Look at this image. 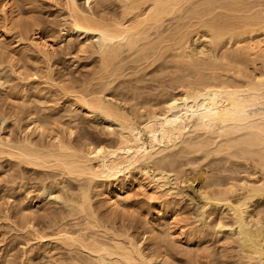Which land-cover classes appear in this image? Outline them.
Here are the masks:
<instances>
[{"label": "bare ground", "instance_id": "bare-ground-1", "mask_svg": "<svg viewBox=\"0 0 264 264\" xmlns=\"http://www.w3.org/2000/svg\"><path fill=\"white\" fill-rule=\"evenodd\" d=\"M16 1L17 0H0V12L4 14L5 19L12 17L11 20H13V16L16 15V7H14V2ZM66 1L67 4H69V14L66 19L68 24L67 28L64 29V33L69 36H76L75 38L78 37V40L84 37V40L79 44L80 46L77 45V48L75 47V52H85L89 54L91 50L92 55H88L89 57H87V59H91L92 62H90L92 63V66H86L87 68L80 66L84 68L81 70L86 71L79 72V69H77L78 71L75 70L76 76L73 75L70 77L67 76L66 73H63L64 71H60L62 74H65L64 77L67 76L69 78L66 77L64 79V77H61L62 74L60 73L61 75L59 77L61 78L57 79L56 77L58 81H56L54 76L52 77L53 70L50 69L51 67H49L51 70L50 73L49 70L47 71L49 75L45 74V76H40V74H42L41 72L43 71L46 72V70L43 69V71H41L42 69L34 68L30 75L34 74V76H36V72L40 70L37 73V75L40 76H38V80L43 77H48L51 81L46 78L47 80H44L46 83L42 82L46 84V87L49 86L47 87L48 89L44 84L41 86H44L43 88H38L40 87L38 85L36 86L38 82L34 81L36 82L33 86L34 90L32 89L33 87H30L32 91H34V94L33 92H29L30 96L32 95L33 100L31 101V98L30 100L27 98L28 101H31V103H41L43 100L42 103H44L46 100L47 102H50L51 106H54L57 104V101L60 100L59 102H63L64 107L61 105L62 108H60L63 111H61V114L60 111L59 113L56 112L57 109L59 110L57 107L60 106L55 105L57 106L56 109L55 106L51 107L49 103L46 104L47 102H45V107L48 105V110L51 112L56 109V111L53 112L58 113L57 115L52 114L54 115L53 117L50 115V119L46 117L45 120L42 117V120L39 118V113L44 117L46 116V113L47 116L48 114H51L50 111V113L47 112V108L44 107L46 110L44 108L41 109V112L44 111L45 115H42L40 110L37 111L38 114L32 111L33 114H36V117L38 116L37 118H39V120L35 117L32 122L33 125L28 124V126L33 127L31 129L33 133L34 131H37V133L39 132L37 139H33L37 135L34 136V134L29 131L30 128L28 129L30 134L25 132L29 135L27 136L24 133L26 135L25 138L23 137L24 140H20L21 142L23 141L22 143H20L19 138L17 139L19 142L13 139L16 141V145H14L15 141L13 142L11 140L14 143H11V145H13L12 147L8 144L10 143L8 140L11 139L10 137H7V141H5L6 138L2 135L1 137L5 139L3 140V138L0 137V146L7 144L6 146L11 147L10 151L8 150L9 147L7 148L6 146H3L5 147L3 148L1 146L0 157L3 154H8L10 157L6 155L5 158H14L15 162L20 163H17L18 166L22 164L26 167H30V169L37 168L42 171L43 169L50 170L53 174V177L50 178V180L54 181L55 179V184L53 181L51 184L49 182V184L46 183L48 178L51 177V172L49 173L48 171V173H44V170L42 173L44 175L42 176L45 177L48 174V177L46 178L47 180L43 178L45 180V185L42 183V185H44L42 187H45L46 185L52 186V184L58 187L59 184H61L62 187L60 186L58 189H55L54 187V189L59 192L61 189L65 190H63L64 192L61 191L64 193V196L61 193H57V196L60 195V199L64 201L63 207H65L63 209L60 208L59 214H56V212L58 213V210H56L55 213L54 211L52 213L44 211L45 214H42L44 216H40L38 213L36 214L35 209L32 211L29 206L22 208L21 206L23 205L20 201L21 208L18 210L21 215L19 212L18 213L21 216L23 227H30L33 232L40 234L36 236V239L38 237L41 238V244L35 249L34 247L32 248L33 250L30 252L29 259L40 253L45 254L47 251H50L49 248L51 249L53 247L52 245L55 244V247L53 248L58 246L59 248L64 246L61 249L66 248L67 251L65 250L66 255L64 260L69 261V264H175L174 261H177L178 259L180 262V260L182 258L184 259L186 256L183 257L181 254L182 258L177 257V260L173 257L176 255H174L176 252L172 251L175 249L173 246L177 245V243L173 245V243H170V240L173 238L177 241V238H174L176 234L171 238L172 231L170 232L169 230H173L174 228L169 227L171 221H167L168 224L164 223L166 222L165 220H168L169 218H167L169 210H165L164 208L165 205L162 201L167 199H164V197L161 198L163 195L158 199H163L161 201L163 206L161 205L159 209H157V207L155 208V211L153 210L154 213L159 212V215H161H158L159 218L154 217V219H160L161 217V220H164L163 224H165V226L161 227L162 230L160 229V231L159 229H156V231L158 230L159 232H162V236L156 231L153 232L155 229V226L153 225L154 229L152 232L154 235H157V233L159 234L157 237L154 235L151 237V239L155 237L154 241L156 244L150 240V237L148 240L145 237L147 241L152 242L154 245L152 246L153 249L150 248L147 250L145 248V240L143 241L141 239L140 241H137L138 239H133V237H131L132 235L121 236L119 234H125V232L128 231L127 227H124L127 231H123L124 228L121 225V221L124 219L128 220L130 216L134 217V215H136L134 213L136 210L132 209L131 211L130 206L128 208L130 211L127 210L129 212L128 215H130L131 212H133L134 215L132 214L128 216V218H124L126 215L125 205L123 206L125 210H119L123 208L121 207L122 204L128 203L126 200L129 199L127 195L130 193L127 192L128 177L130 176L129 173L132 169L133 171L138 170L136 174L141 173L140 175L142 179L143 177L144 179L146 178V180L149 179L150 183L153 184L150 186L147 183L148 188L153 186L159 191V189L163 190L164 187L167 188L168 183L171 182L169 179V172H173L174 168H177L176 165H179L184 157L187 160L189 158L192 160L194 159L192 162L191 159H189L186 163L197 166L212 162L214 159L209 158L210 156H214L213 158H215V160H217L216 156L225 158L229 156V159L234 153V156L232 157L238 162L247 161L246 163L249 164V168H247L248 166L245 164L243 165V169H246L247 171V169L251 168L249 171L252 172L248 174L247 172L249 171L245 172V170H243L241 173L245 172L248 177L246 175L245 178H240L239 180L241 181L242 179L243 182L236 180L235 183H233L235 177H232L233 179L230 177L232 181L229 180V176L232 175H227L228 177L221 178L219 175L215 174L216 177L219 176L218 181V179H215L212 174L213 181H217H214L217 186L215 184V186L212 185V181L210 186H208V189L211 187V189L214 190L210 191L205 187L208 180L211 181L212 179L210 176V179L208 178V180H205L202 183V187H204L200 190L202 191L200 192V195L202 193L204 194V197L200 198L204 199L202 200L204 203H202L201 208L203 211L205 210V212H208L209 215L216 213L214 216L217 217L218 211L222 212L221 210L225 207L227 208L226 210H228V212H225H227L228 215L231 213L230 217L232 216L231 222L233 220V223L231 224L230 232L233 235V239L232 237L230 238L234 241L233 244L236 242V250L234 248L232 250H234L233 252H237H235L237 256L231 251L230 253L232 254L229 259H227L226 256H223V254L229 256L230 253L227 251H229L231 247L228 248L226 251L227 253H224L226 245L223 244L224 240H222L221 244H219L220 247H216L218 244L216 245L215 242V245L212 244L213 246L211 245L212 242L209 243L210 245H206L213 247L210 250L209 247H207L209 252H207V248L204 247L205 245L202 246L201 244V251H205L204 249L206 248L207 252L206 254H203L204 257H202L201 253L202 260L200 255L198 257L196 256L198 255L197 253L200 252V246L197 247L196 245L195 247V250L198 248V252H194V247L191 249H189V247V254L195 253L196 257L192 256L190 257V260H188L189 262L191 261V264L196 263L197 258L198 260L200 259L201 262L207 260L206 255L209 259L208 255H214L213 253H215V251L212 252L211 250H215L216 247V252L218 253V250L224 245L223 248H221L223 251L220 249V254L218 253L220 258H226V261L225 258H222L224 260H220L221 264H232V262L233 264H264V217L254 218L252 216V208L254 209L255 207H258L256 205L254 207L252 204L254 203L253 201L257 198L264 200V69L260 66V69H263V72L259 70V75H253L252 72H248V66L255 60L258 61V63L261 61L260 63L264 66V0H104V4L103 0H98V3H95V1L92 0H86L89 8L88 11L85 7L78 4V0ZM107 1L108 3L105 5ZM93 2L95 3L94 7L92 4ZM92 7L97 8V10H94ZM98 7L100 8L98 9ZM90 8L93 9V11H90ZM101 9L102 11H100ZM16 16L14 17V20L18 19ZM17 21V24L19 22L21 24H18L19 26L17 25V28L19 27L18 31L20 30V32L22 30L29 31L36 22V20H33L34 23L32 21L28 23L27 21H19V19ZM21 26L23 29H20ZM34 26L38 27L39 25L35 24ZM29 27L30 29H28ZM8 31V28L6 29V27H2L0 29V39L5 43L10 40V44H13L14 42L11 41L12 38L8 39L10 35ZM24 31L21 33L28 32ZM257 31H260L259 36L261 35L262 39L257 36ZM255 32L258 38L253 34ZM26 35L23 34V38ZM20 36L22 37V35ZM61 36L62 38L64 37L63 34ZM205 36L208 40H211L210 43L213 44V51H211V49V53L199 52V56V53L196 52L198 49L195 45L198 44L197 42H199V40H203L200 39L201 37ZM35 38L37 39L29 40L27 45L25 44L26 47L33 49V52L36 51V53L39 54H37L38 57L40 56L39 60L41 62L43 59L44 61H46L45 59L49 61L51 59V53H49L51 50L49 49L52 48V45L48 44L42 35ZM94 38H96L95 41H93ZM3 42L0 43V49L9 44V42H7L6 45L3 44L2 46ZM24 47L25 46L22 47L23 51H25ZM88 49H90L88 51L89 53L87 52ZM0 53L3 56L4 52L2 53L0 51ZM201 53H206L207 55H201ZM92 56L95 58H93L94 60H92ZM26 57L24 58L26 59ZM24 58L21 57V59ZM80 59L82 58H79V60ZM26 60H30V57ZM40 61L38 63L35 62L36 67L43 64H41ZM47 61L46 63L48 64L49 62ZM87 62L84 64L87 65ZM249 62L251 63L249 64ZM253 64L255 67V63ZM48 66L51 65L48 64ZM52 69L54 68L52 67ZM76 72L79 76H77ZM47 81L49 83L48 85ZM42 83H40V85ZM2 86L4 90L7 89V87H4L2 84L0 85L1 89ZM44 90L48 91L44 92ZM21 91L22 94L23 91H25L24 94L27 95L26 89H22ZM175 91H179V94L174 93ZM28 95L26 97H28ZM33 95L37 96V99L36 97L34 99ZM61 97L63 99L62 101ZM38 98H40V101ZM118 98L122 99V102L125 100V105L127 102L126 99L128 100L127 103L131 104H129L130 107L127 104L129 107L128 109H131L129 113L124 109L122 110L120 105L122 104L121 106H123L124 103L121 102L120 104V99L118 100ZM113 99L119 104L116 105L117 103L115 104ZM53 101L54 103L52 104L51 102ZM49 107L54 109H50ZM30 108L32 107L30 106ZM125 109H127L126 106ZM140 110H144L145 114ZM75 112H78V114ZM79 113H86V115H92L94 117L96 115L101 116L110 127L113 122L117 125L116 129L118 127L119 130L114 129L115 127L112 128L113 125L111 128L109 127L110 129L106 128L108 125H105L103 128L104 131H101L103 134H100L101 132L96 129L97 127L95 128L97 124L100 125L99 123H95L96 125L94 124L93 126V132H96L99 138V134L103 136L110 134L107 136L110 137L107 139L110 141L109 145L108 143L105 145L106 143L104 140H102L104 145L97 141V143H94L93 139V141L90 142L93 134L90 136L88 133H91L92 131H88L87 133V131L82 129L83 127L80 126V128L77 125L76 119L79 120V118L76 116L75 119L74 115H80ZM71 114H73V118ZM94 117L92 118L95 119ZM92 118L89 117V120L91 121ZM48 121L50 123L49 126L51 124H57L59 127L64 125L61 127L62 130L59 128L58 130L65 131V135L61 134L60 136V131L58 132L53 129H50L49 131L52 132L48 133L47 128H51V126H48ZM92 122L94 123L95 121ZM43 123L47 124H44V126ZM78 124H81V122L79 121ZM90 127L92 129L91 124ZM75 129L78 131L76 132ZM105 129L109 130L106 131L107 134ZM142 129L144 130L143 134L145 133L148 136L147 142L142 139ZM53 131L57 132V134L53 133ZM52 133L58 136H55ZM43 136L45 138H43ZM103 136H101L102 139L107 138L106 136ZM39 137H41L40 141ZM94 137L96 136H93V138ZM98 137H96L95 140ZM42 138L45 142H42ZM99 138L98 140L101 141V138ZM37 140L39 143L36 142ZM85 140L88 141L85 143ZM2 149H5V153ZM237 151L241 154L240 160H243L239 161V158H237L239 156L237 154L235 155V152ZM200 154L202 157L211 160L207 159V161L202 158ZM190 155H194V157L197 156L196 158H192ZM200 157L203 159L201 160L202 163L205 160V164H202L199 161V159H201ZM2 158L5 159L3 156ZM177 158H181L179 159V163L177 162ZM228 159L226 158L225 160ZM235 159H232V161L229 159L228 162H234L236 161ZM10 161L12 163L8 160H6V163H11V166L16 165V163L13 165V159H10ZM195 162L197 163L195 164ZM182 163L184 164V161L181 162L180 166ZM22 165L19 166L20 170ZM185 165L186 164L182 166ZM182 166H178V171L182 170V173H184L186 170L184 171ZM195 169L198 170V166L194 168V172L197 171ZM35 170L33 169L31 171L35 172ZM175 171L177 172H173V174H175L173 176L175 179L171 176L172 174H170V176L175 180L172 182H175L176 184L183 176H180L182 174L181 172L180 175H177L179 173L177 170ZM197 173L199 172L197 171ZM238 173L237 175L242 177ZM34 174H36L37 177L40 175L39 181H44L41 178V173H39V175L37 173ZM19 175L24 178V173L23 175L21 173ZM54 176L57 178L59 176L60 180H56L57 178H54ZM176 176H179L178 180ZM132 178L134 179V177ZM225 178H228V180ZM220 179L224 182H220ZM226 181L229 183H225ZM137 182L140 183L141 181ZM208 183L207 185H209ZM240 183L241 186H237V184L240 185ZM204 188L208 191H205ZM54 189L50 190L53 191ZM167 189L169 190V188ZM171 190L174 191L171 188L168 191L169 194ZM237 191L241 193L239 194ZM56 192L54 194H56ZM93 193H96L99 196L101 195L100 197H103L102 195H104L105 199L102 198V200L105 202L102 201V204H105H103L104 208L111 209H106L109 213L112 209L114 210L112 213H115L117 209L120 212H123L122 214L125 213L123 216L117 210V214H121L120 218H123L119 221V226L123 228L122 231L124 233H122L120 229L121 227L119 228L120 232L117 230L118 233L116 234H113L116 230H111L112 232L114 231L113 233L109 232L112 227L118 229V223L115 222L116 224L110 225L108 220L106 221L108 216L109 219L111 218L110 214H108V216H105L107 215L106 213L104 215L101 214V217L96 215V212L97 214L99 212V207L96 210L93 207ZM152 193L154 194L155 192L152 191ZM165 195L167 196V193H164V196ZM170 195H172V193ZM173 195L175 194L173 193ZM175 196L173 197L175 198ZM174 198L171 200L168 198L169 202L175 201ZM262 200H260V202ZM174 203L176 204V201ZM174 203L169 204L176 210L177 205L174 207ZM106 204L110 207H107ZM255 204H257V202ZM127 205L128 204H126V206ZM166 205L168 206V204ZM197 207L199 209V205H197ZM260 208L254 210H257L258 212L264 208V206H262L261 209ZM196 211L199 213V210ZM203 211L200 209L201 214ZM33 212L37 216L34 215ZM225 212L223 211L222 216L216 218H220L219 221H221V224L223 225L218 224L219 221H217L215 226H225L226 223H222L223 219L221 220V218L227 214ZM173 213L175 212L173 211ZM204 213V216H201L208 217L206 216L208 214L205 213V215ZM261 213H264L263 210H261ZM119 214L116 216V220L117 217H119ZM151 215L150 217L153 218ZM102 217L105 220L102 219ZM113 217L115 216L113 215ZM175 217L177 218V214L172 220L175 221ZM210 218L208 217V219ZM202 219L204 220L206 218ZM212 219H210L211 221L206 220V222L208 221L210 223L212 222ZM216 219L214 220L216 221ZM152 220L153 219H150L149 221V219H146V221L150 222L146 223L149 225H146V227L148 226L147 229H151L150 225L154 221ZM34 222L35 224L36 222L43 224V227L45 228L44 230H48V234H46V232H38V230L35 229ZM100 222H102L101 224H104L105 227H100L102 226ZM107 222L110 225L109 227H111L109 229L108 225L106 227ZM123 222L122 224L126 225V223ZM173 226H175V223ZM205 226L207 225L203 226L204 229L206 228ZM196 228L198 229V227ZM209 228L212 229L211 233L209 232V234L212 235L209 236V234H207L205 237L209 236L211 238V236L214 235V232L212 231H214L216 227L214 229L208 227V229ZM101 229L104 230L101 231ZM197 229H192L194 231L189 230L187 232H191V234L194 233L192 234L193 236L196 234V231H200V234L202 235V232L205 233L206 231L203 230L202 226H199L200 230ZM164 230L166 235H163ZM178 231L181 232L180 230ZM216 231H218V229ZM216 231L215 234L217 235L219 231L218 233ZM182 232L184 233V231ZM187 232L186 235L181 233L185 236V238H183L185 239V242L189 239V241L192 240V238L189 237L191 236L190 233V235L188 234L189 239L186 238ZM129 234L131 233H126V235ZM220 234L216 237L219 238ZM231 234L229 233L230 236ZM149 235H151L150 232ZM227 235L228 233L225 234L223 238ZM228 236L227 241L229 240ZM175 237L180 236L177 235ZM199 237L201 236H196L198 239ZM201 238H203V236ZM213 238L210 240H218V238ZM181 239L182 238L180 237L178 242ZM231 240L228 242L230 243ZM185 242H183L184 245L187 243ZM180 245L178 250L182 247V243ZM146 246H148V244ZM154 247L157 248L154 250ZM53 248L51 250L52 252L54 250ZM184 248L186 249L187 247L183 246L182 249ZM217 248L219 249L217 250ZM190 250L194 251L190 252ZM171 251L174 253L172 257L170 256V260L174 258V261L169 260L168 252ZM180 251L182 252L183 250ZM180 251L177 254H180ZM52 252L48 253L51 255ZM184 252L188 254L185 250ZM221 253H223L222 256ZM212 255L209 256L211 257ZM235 257L238 258L234 259ZM218 258L217 263L215 261V264L219 263ZM230 258L234 260L228 262ZM203 262V264H205V261Z\"/></svg>", "mask_w": 264, "mask_h": 264}, {"label": "rangeland", "instance_id": "rangeland-1", "mask_svg": "<svg viewBox=\"0 0 264 264\" xmlns=\"http://www.w3.org/2000/svg\"><path fill=\"white\" fill-rule=\"evenodd\" d=\"M92 1H95V3L97 2L98 3V0H92ZM110 1V0H109ZM89 2H91V1H89ZM104 0H103V4H104ZM95 3L93 2L92 4H93V7H94V5H95ZM101 3V2H100ZM107 3H108V1L106 2V4L105 5H107ZM14 7H16L15 8V13H16V15H14L13 16V20H14V17L16 16L18 19H19V21L21 20V21H27L28 23L29 22H33L34 23V21L33 20H36V22L34 23V25L35 24H37V25H39L38 27L37 26H34L33 24V29H32V27H31V29H30V27L28 28V29H30L29 31L28 30H26V31H28V32H26V31H24V30H22L21 32H26L27 33V35H26V33H21L20 32V30L18 31V29H19V27L17 28V25L18 24H20V22L17 24V20H11L12 19V17L11 18H8V19H5L4 17V14L2 13V12H0V29L2 28V27H6V29L8 28V32H9V38L8 39H11V41H13L14 43L13 44H10V40H8L7 42H9V44H8V46H5V47H1V49H0V51L3 53V56L1 55V53H0V82H1V84L2 85H4V87H7V89L6 90H4V88H3V86H2V89H1V87H0V137H1V135L3 136V137H5V138H3V137H1V138H3V140L5 139V141H7V139L10 137L11 139H8L9 141H10V143H8V144H10V146L12 147L13 145H11V143H13L15 140H17L18 138H19V141L20 140H22L23 139V137L25 138V136L27 135H29L30 134V132H32V128L33 127H31V126H28V124L29 125H33V120L35 119V117H36V114L35 113H37V111L38 110H40V112H41V109H43L45 106H46V104H50V102L48 101H46L45 100V102H47L46 104H45V102L44 103H42V101H41V103H34V102H32L31 103V101L33 100V98H32V95L30 96V93L29 92H33V94H34V91H32V89L34 90V84H36V82H34V81H37L38 82V84H36V86L38 85V86H40V87H38V88H43V87H41L44 83H46V81H44L46 78L48 79V77H41L42 79H40V80H38V78L40 77V76H45V74L46 75H49L48 74V70H49V73H50V71L51 70H53V75H52V77L54 76V78L56 79V77H57V79H59V78H61V77H64L65 76V74H62L61 72L62 71H64L63 73H66V75L67 76H73V75H75V70L76 71H78L77 69H79V72L81 71H86V70H81V69H84L86 66H92V61H91V59L89 60V58L87 59V57H89L88 55H92L91 54V50L90 49H88L87 50V52L90 50V53L89 54H87V53H77V52H75V50H76V48H77V45H79L83 40H84V37L83 38H80L79 40L77 39V38H75V37H73V36H69V35H67V34H65L64 32V29L65 28H67V22H66V19H67V17H68V14H69V4H67V1L66 0H17L16 2H14ZM78 4L80 5V6H83V7H85L86 9H87V11L89 10V8H88V4H87V1L86 0H78ZM110 4V3H109ZM97 5V4H96ZM101 5V4H100ZM99 5V6H100ZM98 6V5H97ZM96 6V7H97ZM92 7V8H93ZM101 7V6H100ZM100 7H98V9L100 8ZM102 8V7H101ZM94 10L96 9L97 10V8H93ZM93 9H91L90 8V11L92 10L93 11ZM1 11V10H0ZM100 11H102V9L100 10ZM2 13V14H1ZM16 19V18H15ZM6 20H8V21H6ZM39 22V24H38V22ZM68 21V20H67ZM24 22V23H25ZM23 23V22H22ZM21 25V24H20ZM19 26V25H18ZM36 27H37V29H36ZM240 28V27H239ZM20 29H23V27L21 26L20 27ZM39 30V31H38ZM258 32V31H257ZM20 33V34H19ZM41 33V34H40ZM0 34H1V32H0ZM23 34H25L26 36L23 38ZM39 34V35H38ZM63 34V38H62V35ZM254 35H255V37H259L260 39H262L261 38V35L259 36V34H260V31L257 33L258 35L256 36V32L255 33H253ZM20 35H22V37L20 36ZM42 35V37L45 39V41H47V43L48 44H51L52 45V48L51 49H49V50H51V51H49V53H51V55H50V60L49 61H47V59H45L47 62H49L48 64L49 65H51V66H48V64L46 63V61H44V59H43V61L41 62L39 59H40V56L38 57V53H36V51H34L33 52V49H31L30 47V49L28 48V47H26V45H27V43H28V41L29 40H35V39H37V38H35V37H37V36H41ZM67 35V36H66ZM61 36V37H60ZM206 37V36H205ZM201 37L200 39H203L202 41L201 40H199V42H197L198 44H196L195 46H196V48L199 50H196V52L197 53H199V52H207V53H211V51H213V49H212V45L213 44H211L210 43V41L211 40H208V38L206 37ZM257 37V38H258ZM1 38V37H0ZM196 38V37H195ZM194 38V39H195ZM256 39V38H255ZM96 40V38H94V40L93 41H95ZM18 41V42H17ZM1 42H3V41H1V39H0V43ZM7 42L5 43V42H3L2 43V46H3V44L4 45H6L7 44ZM96 43V42H95ZM195 43V42H194ZM24 44V45H23ZM26 44V45H25ZM23 46H25L24 48H25V51H23ZM80 46V45H79ZM78 46V47H79ZM76 47V48H75ZM213 48H214V46H213ZM212 49V50H211ZM211 50V51H210ZM25 53V54H24ZM38 54V55H37ZM202 54H204V53H201V55ZM206 54V53H205ZM204 54V55H205ZM24 55H26V56H28V57H26V56H24ZM203 55V56H204ZM207 55V54H206ZM94 56V55H93ZM92 56V60H94L95 58ZM96 56V55H95ZM199 56H200V53H199ZM2 57V58H1ZM21 57H26V59H29V57H30V60H26L25 58L24 59H21ZM44 58V57H43ZM79 58H82V59H80L79 60ZM91 58V57H90ZM94 58V59H93ZM258 59V58H257ZM39 60L40 62H41V66H39L38 64V66L36 67L35 65H36V63L35 62H37V61ZM41 60H42V57H41ZM38 61V62H39ZM87 61H89V62H87ZM91 61V62H90ZM256 61V60H255ZM253 62V63H255V67H254V64L252 63V64H250L251 62H249V66H248V68H249V71L248 72H252V74L254 75H259L260 74V71L259 70H261L260 68L262 67L263 69H264V66H263V64H261L260 62V64L258 63V61H256L257 62V64H256V62ZM37 62V63H38ZM44 62H45V64H44ZM85 62H87V65L86 64H84ZM89 63V64H88ZM47 64V65H46ZM81 64H83V65H81ZM44 66V67H43ZM80 66H82V67H84V68H82V67H80ZM261 66V67H260ZM40 67V68H39ZM43 67V68H42ZM49 67H51L50 69H49ZM52 67L56 70H54V69H52ZM80 67V68H79ZM36 69V68H38V69H42L41 71H43V69L44 70H46V72L45 71H43V72H41L42 74H40V76L39 75H37V73L40 71V70H36L37 72H36V76H34V74H32V75H30V73H32L33 72V69ZM87 68V67H86ZM89 68V67H88ZM263 69L261 70V72H263ZM61 71V72H60ZM35 72V71H34ZM62 74V76L61 77H59L61 74ZM77 73V72H76ZM259 73V74H258ZM55 74V75H54ZM251 74V73H250ZM28 75H30V76H28ZM81 75V74H80ZM39 76V77H38ZM66 76V77H67ZM76 76V75H75ZM77 76H79V74L77 73ZM66 77H64V79L66 78ZM69 77H67V78H69ZM46 79V80H47ZM56 79V81H58ZM48 80H50V79H48ZM51 81V80H50ZM49 81V82H50ZM3 82V83H2ZM34 82V83H33ZM42 82H44V83H42ZM40 83H42L41 85H40ZM0 84V85H1ZM49 83H48V81H47V85H48ZM45 85V87H46V84H44ZM32 89H31V88ZM47 87H49V86H47ZM46 87V88H47ZM26 89V91H27V95H28V97H26L27 95L26 94H24V92L25 91H23V94L25 95H23L21 92V90L23 89V90H25ZM27 88H28V90H27ZM37 88V87H36ZM48 89V88H47ZM18 91V92H17ZM21 91V92H20ZM48 90H44V92H47ZM21 93V94H20ZM174 93H176V94H179V91L177 92V91H175ZM24 96V98H23V96ZM30 96V97H29ZM33 97H34V99H35V97H36V99H37V96H34L33 95ZM30 100V98H31V101L29 102L28 101V99ZM123 98V97H122ZM110 99V98H109ZM120 98H118V100H119ZM124 99V98H123ZM38 100L40 101V98H38ZM63 99H62V97H61V101H62ZM111 100V99H110ZM109 100V101H110ZM114 100V99H113ZM112 100V101H113ZM60 101V100H59ZM59 101H57V104H55V105H57V106H60V107H57V106H55V108L57 107V108H59V110L57 109V111H56V109H55V111L56 112H58L59 113V111H60V114H61V111H63V110H61L60 108H62V107H64L63 106V102H59ZM120 102V104H121V102H122V99H120L119 100ZM126 101L128 102V100L126 99ZM27 102H29V103H27ZM115 104L117 103V101H113ZM126 102V105H125V100L122 102V103H124V105L127 107V109H125V106L123 105V106H121L120 105V107L122 108V110L124 109L126 112H128L129 113V111L131 110V109H128L129 107H130V105L128 104ZM52 104L54 103V101L53 102H51ZM55 103H56V101H55ZM60 103V104H59ZM119 103H117L116 105H118ZM129 105V107H128V105ZM61 105H62V107H61ZM30 106L32 107V108H30ZM38 108H37V107ZM50 106H51V104H50ZM54 106H51V107H54ZM36 107V108H35ZM39 107H41V108H39ZM34 108V109H33ZM45 108H47V110H48V105H47V107H45ZM44 108V109H45ZM50 108V107H49ZM50 109H54V108H50ZM46 110V109H45ZM32 111L33 112H35L34 114L32 113ZM50 110H48L47 112H49ZM54 110H52V112H53ZM54 111V112H55ZM141 111V110H140ZM143 111V112H142ZM141 112L142 113H144V110H142ZM51 112V111H50ZM49 112V113H50ZM51 112V114H48V116H47V113H46V116L44 117V116H41L40 115V113H39V118H41L42 119V117L44 118V120L46 119V117H50V115H52V114H54V115H57L58 113H52ZM42 113V115L44 114V111H42L41 112ZM75 113H77L78 114V112H75ZM131 113V112H130ZM38 114V113H37ZM63 114V113H62ZM74 115V117H75V119H76V116H77V118H79V120L78 119H76V122H77V125L80 127H83L82 129L83 130H85V131H87V133H88V131L90 132V131H92L93 132V129H94V124L96 123H99L100 125H98L97 124V126H95V128L97 129V130H99L100 132L103 130L104 131V126L106 125H108L106 128H109L110 126H109V124H106L107 122H105V120L104 119H102L101 118V116H98V115H96L95 117L94 116H92V117H94L95 119H93L90 115H86V113H83V114H80V115ZM145 114V113H144ZM45 115V114H44ZM54 115H52V117L54 116ZM72 115V118H73V114H71ZM79 116V117H78ZM90 118H92L91 119V121L89 120V117ZM38 117V116H37ZM36 117V118H37ZM70 117V116H69ZM96 117H98V118H96ZM39 118H37L38 120H39ZM50 119V118H49ZM102 121H101V120ZM30 120H32V121H30ZM43 120V119H42ZM101 121V123H100V121ZM51 121H52V118H51ZM79 121L81 122V124H78L79 123ZM92 121H95L94 123L92 122ZM30 122V123H29ZM56 122H59V121H56ZM75 122V123H76ZM93 124H92V123ZM104 122V123H103ZM48 123V126H49V121L47 122ZM47 123H43V125L44 124H47ZM55 123V122H54ZM53 123V124H54ZM56 124V123H55ZM61 124V123H60ZM59 124V125H60ZM90 124H91V126H92V129H91V127H90ZM95 124V125H96ZM112 125H113V127H112ZM112 125H111V127L112 128H114V129H116V126L117 125H115L114 124V122L112 123ZM45 126V125H44ZM47 126V127H48ZM51 126V128H47L48 129V133H50V132H52V131H49L50 129H53V130H55V131H60L59 132V135L61 136V134H63V135H65L64 133H66L65 131H61L62 129H61V127H63L62 125L59 127V126H57V124L56 125H50ZM49 126V127H50ZM89 126V127H88ZM80 127V128H81ZM110 127V128H111ZM30 128V132H28V129ZM58 128L59 129H61V130H58ZM79 128V129H80ZM86 128H87V130H86ZM109 128V129H110ZM47 129H45V130H47ZM113 129V130H114ZM65 130V129H64ZM76 130V129H75ZM96 130V131H97ZM112 130V129H111ZM116 130H119V128L117 127V129ZM116 130H114V131H116ZM55 131H53V133H55V134H57V132H55ZM78 130H76V132H77ZM95 131V130H94ZM98 131V132H99ZM106 131H109L108 129L106 130L105 129V132ZM143 129H142V139H144L143 141H145V142H147L148 141V136H147V134H143ZM25 132H27V133H29V134H26ZM75 132V133H76ZM88 133L90 136L93 134V136H96V137H98V134L96 133V132H93V133ZM104 132V133H105ZM26 135H25V134ZM39 133V132H38ZM38 133H37V131L35 132L34 131V133L32 132V134H34V136L35 135H37V136H35L33 139H37V137H38ZM52 133V134H53ZM97 135H96V134ZM55 134H53V135H55ZM77 134V133H76ZM88 134H87V137H88ZM100 134H103L102 132L100 133ZM99 134V136H100V138H101V141L100 140H98V138L95 140V138L96 137H94L93 138V136H91V139H90V142L91 141H93L94 140V143H100V144H103L104 142L102 141V140H104L105 141V145H107V143H108V145L110 144V141L109 140H107V139H109L110 137H107V136H109L110 134H107V132H106V134H107V136L106 135H104V136H106L107 138L105 139H102V137L101 136H103V135H100ZM24 135V136H23ZM40 136V135H39ZM42 136V135H41ZM55 136H58V135H55ZM76 136V135H75ZM103 136V137H104ZM8 137V138H7ZM145 137V138H144ZM43 138H45L44 136H43ZM42 138V139H43ZM90 138V137H89ZM99 138V139H100ZM13 139H15V140H13ZM93 139V140H92ZM13 142H12V141ZM24 140V139H23ZM41 140V137H39V141ZM45 140H47V139H45ZM5 141H3V142H5ZM18 140H17V142H19ZM39 141L37 140L36 142L37 143H39ZM84 141V140H83ZM88 141V140H87ZM86 140H85V143L87 142ZM97 141V142H96ZM100 141V142H99ZM106 141H108V142H106ZM23 142V141H22ZM21 141H20V143H22ZM42 142H45L44 141V139L42 140ZM102 142V143H101ZM84 143V144H85ZM14 144V143H13ZM7 144H5V145H1L2 147L3 146H6ZM14 145H16V141H15V144ZM104 145V144H103ZM0 146V147H1ZM7 148L9 147V146H6ZM11 147H9V149L8 150H10L11 151ZM3 148H5V147H3ZM7 148H6V150H7ZM5 149H2V151H4ZM234 151V150H233ZM239 151V150H238ZM235 152V155L237 154L239 157H237V158H239V161H241V160H243V159H241L240 160V157H241V154H239V152ZM7 152V151H6ZM3 153V152H2ZM1 153V154H2ZM4 153H5V151H4ZM234 154V153H233ZM232 154V156H234ZM6 155H8V154H3L2 156L5 158L6 157ZM201 155V154H200ZM199 155V156H200ZM229 155V154H228ZM2 156L0 157L1 159H0V264H69L70 262L69 261H65L64 260V257H65V255H66V248H64V249H61V248H63L64 246H62L61 248H59V246L58 247H56V248H53V247H55L54 245H52L53 247V252L51 251L52 250V248L50 249L49 248V250L50 251H47L45 254H47V255H45V254H42V253H40V254H37V255H35L34 257H32L31 259H29V255H30V252L33 250L32 248L34 247V249L35 248H37V246H39V244H41V238H37L36 239V236H38V235H40V234H37V233H35V232H33V230L32 229H30V227L29 228H27V227H23V223H22V219H21V213H20V209L19 208H26V206L28 207H30L31 209H32V211L35 209V211H36V214L38 213L40 216L42 215V214H45V212L44 211H47V212H53L54 211V213H55V211L56 210H58V213L56 212V214H59L60 212V208H65V207H63L64 206V201H62V199H60V195L59 196H57V193L59 194V193H61L63 196H64V193H62L61 191H63L64 189H61V191L59 192V191H57V190H55V189H58V187H60L61 186V184H59V186L57 187V186H54V184H55V179L54 178H57L56 176H54V181H53V183L54 184H52V186H50V185H46L45 187H42V186H44L45 185V180L44 179H46L48 176V174L44 177V176H42V175H44V174H42L43 173V171H44V173H48V171H49V173L51 172L50 170H46V169H43V171L42 170H39V169H37V168H33L34 170L35 169H37V170H35V172L34 171H31V170H33V169H30V167H26V166H24V165H22V167H21V170H20V167L19 166H21V165H17V163L18 162H15V160H14V158H10V159H13V165H14V163H16V165H14V166H11L12 164V160L10 161V159H9V157H7V158H5V159H3L2 158ZM190 156H192V155H190ZM197 156V155H196ZM196 156L194 157V155L192 156V158H196ZM199 156H198V158H199ZM226 156V155H225ZM230 156H231V154H230ZM231 156V158L234 160L235 158L234 157H232ZM189 157V156H188ZM201 157H202V155H201ZM200 157V158H201ZM214 156H210L209 158H212V159H214L212 162H210V163H204L205 162V160H204V164L205 165H197L198 166V170L197 169H195V170H197L199 173H197V171L196 172H194L193 170H194V168L195 167H197L196 165L195 166H193L194 164H192V165H189L188 163H186L189 159H191V158H189L188 160L184 157V159H183V161H184V164H186L185 166H182V165H184L183 163H182V167H183V169H184V171L186 170V172H184V173H182V170H180V171H178L179 170V168H178V166L179 167H181L180 166V164H181V162H183L182 160H181V162H180V160L179 159H181V158H177L178 160H177V162L179 163V165H176V167L178 168H174V171L173 172H175V173H177L175 170H177L178 171V173L179 174H177V175H180L181 173V175L180 176H183V177H181V179H179L178 180V177L179 176H176L177 177V183L175 184V182H172V181H175L174 179V175L175 174H173V172H169L170 174H172L171 176L174 178V179H172V177L170 176V174H169V179L171 180V182L170 183H168V185H167V188H169V190L172 188L174 191H172L171 190V192H170V194L172 193V195H173V193L176 195H173V196H175V198L172 196V195H170L169 193H168V189L167 188H163V190L165 191V189H166V191L164 192L163 190H161V189H159V191L161 192V193H163V194H161L159 191H157L156 190V188H154L153 186L152 187H150L151 185H153L152 183H150V180L149 179H147L146 180V178L144 179V177H143V179H142V177H141V173H138V174H136V172L138 171V170H136V171H133V169L131 170V172L129 173V175L131 176H129L128 177V183H127V192L129 193V195H127L128 197H129V199L128 200H126V202H128V203H124V204H122L121 205V207H123L124 205H125V207H126V215H125V213L124 214H122L123 212H120L119 210H121L122 211V209L123 210H125L124 209V207L123 208H121V209H117L118 211H119V213H121L123 216L125 215V217L124 218H128V216H130V215H134V213L136 214V215H134V217H131L130 216V218H128V220H126V219H124V220H122L123 218L121 217L120 218V216H121V214H119V217H117V220L115 219L116 218V216L118 215L117 214V210H116V212L115 213H112L114 210L112 209V211L109 213L108 211H106V209H110V208H104V206H103V204H102V201L103 202H105L104 200H102V198L103 199H105V197H104V195H102L103 197H100L99 195H97L96 193H93L94 195H93V197L92 198H94L93 199V203H94V209L96 210L98 207V210H99V212H98V214H97V212H96V215H98L99 217H101V214H107V215H105V216H108V214H110V219H109V216H108V219H106V221L108 220V222L110 223V225L111 224H116V223H118L117 224V226H118V229H115V228H113L112 227V229H110V231L109 232H112L111 230H116L115 231V233H113V234H116V233H118L117 232V230H119V232H120V229H121V231L123 230V228L124 227H127V229H128V231L126 230V228H124V232H125V230L128 232V233H131V234H129V235H126V233L127 232H125V234H121V233H119L121 236H130V235H132L131 237H133V239L134 238H137L138 240L137 241H140L141 239L144 241L145 240V242H147V243H145L144 242V246H145V248L147 249V250H149L150 248H152V246H154L153 244H152V242L154 243V244H156L155 243V237H153L152 239H151V237H152V235H154V231H156V229H161V227H163V226H165V224H163V222H164V220L162 221L161 219V217H160V219H154V217L156 218H159V216H161V215H159L160 213L158 212H155L154 213V211H155V208H157V209H159L160 208V206L162 205L163 206V203H164V205L165 206H167L166 204H168V206L167 207H165L164 206V208H165V210H169L168 211V213H167V218H168V220H165L166 222H164V223H167L168 224V222L167 221H171V222H173L174 220H172V219H174L173 217L174 216H176V214H177V218L175 217V221L173 222V223H169V225H167V226H169V227H174L173 228V230H169L171 233H169V234H171V238H172V236H174L175 234V236H180L182 239L180 240L181 241V243H182V247H180L179 248V250H178V247H179V245L181 244L180 243V241L178 242V240L180 239V237H175L174 236V238H177V241H176V239H169L171 242L170 243H173V245L175 244V243H177V245H174L173 247H175V249L174 250H172V251H175L176 253H174V252H168L169 254H168V256H169V260H170V256L172 257L173 256V253H174V255L175 256H173L174 258H175V260H177L179 257H181V254H182V256L183 257H185L184 259L182 258H180L181 260H180V262H181V264L183 263V264H191V261L189 262V260H190V257H192V256H195V253L194 254H189V249H191L192 247H194L193 249L195 250V247H196V245H197V247H199V251L200 252H198L197 250H198V248H196V250L194 251V250H190V252H198L197 254L198 255H196L197 257L200 255V258H201V260H202V257H204V253L206 254L207 252H209L208 251V248L207 247H209V250L210 249H212L213 247V245H215L214 244V242L216 243V245L218 244V246H216V247H220L219 246V244H221V241L222 240H224V245H226V247L224 248V253H227V252H229L230 253V251L231 252H233L234 250H232L233 248L236 250V242L233 244V240H231V238L230 237H232V239H233V235L231 234V232H230V228H231V224L233 223V220H232V222H231V217H230V214L231 213H229V215H228V210H226L227 208L225 207L224 209H222L221 211L223 212H225V211H227V212H225V213H227V214H225L224 216H223V218H221V220H222V223L224 222V223H226L225 224V226H227V227H225V226H223V227H218V226H215V224H216V222L217 221H219V219L220 218H218V219H216L218 216L220 217V216H222V212H220V211H218V216L217 217H215L214 216V214L216 215V213H212L211 215H209V213L208 212H205V210L203 211V209L201 208L202 207V203H204V201H202V200H204V199H201V198H203L204 197V194H202L201 193V195H200V192H202V191H200V190H202L203 189V187H202V183H203V181H205V180H208V178L210 179V176H211V181L210 180H208V182H210V183H208L207 181V183L209 184V185H207V183H206V185H205V182H204V185H205V187H207V189H208V186H210V184L212 183V181H213V177H215V179H218L219 178V176L221 177V178H224V177H228L229 175H232V176H229V180H231V179H233L234 177L235 178H237V179H233V183H235V181L236 180H240V178H245L246 177V173L245 172H247V171H249L250 169H247V171H246V169H243V165H247L248 167L247 168H249V164H247L246 162L247 161H241V162H238L236 159V161H234V162H228V160L230 159L231 161H232V159L231 158H229L228 159V157H226L228 160H225L226 158L225 157H220V156H216L217 157V160H215V158H213ZM220 157V158H219ZM236 157V156H235ZM202 158H204V159H206L205 157H202ZM199 159V161L202 163V161L201 160H203V159ZM209 158H207L208 160H211V159H209ZM219 158V159H218ZM224 158V159H223ZM206 159V160H207ZM6 160H8L9 162H11V163H9V162H7L6 163ZM186 160V161H185ZM197 160V159H196ZM207 160V161H208ZM17 161V160H16ZM192 161H194V159L192 160L191 159V162ZM190 162V163H191ZM9 163V164H8ZM194 163V162H193ZM197 162H195V164H196ZM199 163V162H198ZM202 163V164H203ZM18 164H20V163H18ZM200 164V163H199ZM242 164V165H241ZM15 166H18V167H15ZM25 167V168H24ZM246 167V166H245ZM27 168V169H26ZM41 169V168H40ZM243 170H245V172L244 173H241V172H243ZM21 171V172H20ZM23 171V172H22ZM25 171V172H24ZM42 171V172H41ZM41 173V178H42V180H44V181H39V177H40V175H39V173ZM181 172V173H180ZM230 172H232V173H230ZM239 172V173H238ZM250 172H252V171H249V172H247L248 174L250 173ZM22 174L23 175V173H24V178L21 176V175H19V174ZM34 173H37L39 176L37 177L36 176V174H34ZM237 173L240 175V176H242V177H239L238 175H237ZM132 174V175H131ZM134 174H136V175H134ZM184 174V175H183ZM212 174H213V177H212ZM219 175L218 177H216V175ZM234 174V175H233ZM242 174V175H241ZM215 175V176H214ZM228 175V176H227ZM20 176V177H19ZM36 176V177H35ZM49 176H50V174H49ZM237 176V177H236ZM244 176V177H243ZM22 177V179L20 180V178ZM26 177V178H25ZM53 177V174H52V172H51V177H49L48 178V181L46 182V183H50L51 184V180H50V178H52ZM132 177H134V179L132 178ZM136 177H137V180H136ZM230 177H231V179H230ZM233 177V178H232ZM247 177H248V175H247ZM38 179V180H36V179ZM44 178V179H43ZM132 178V179H131ZM25 179V180H24ZM139 179V180H138ZM143 181H142V180ZM225 179H227L228 180V178H225ZM242 179H241V181H239V182H243L242 181ZM47 180V179H46ZM56 180H60V177L58 176V178L56 179ZM132 180H134V181H132ZM222 179H220V182H224V181H221ZM137 181H141L140 183L139 182H137ZM147 181V182H146ZM215 181V180H214ZM213 181V183H212V185H214L215 184V182H217V181H215L214 182ZM218 181H219V179H218ZM232 181V180H231ZM230 181V182H231ZM131 182H132V184H131ZM238 182V183H239ZM42 183H44V185H42ZM48 183V184H49ZM129 183H130V185H129ZM142 183V184H141ZM147 183L150 185L149 187L150 188H148V185H147ZM225 183H229L228 181H226ZM237 183V182H236ZM172 185V186H170V185ZM146 185V186H145ZM216 185V184H215ZM214 185V186H215ZM143 186H144V188H143ZM169 186V187H168ZM200 186V187H199ZM217 186V185H216ZM237 186H241V183H240V185H238L237 184ZM49 187V188H48ZM54 187H55V189H54ZM57 187V188H56ZM62 187V186H61ZM128 187H130V188H128ZM46 188V189H45ZM145 188H147V189H145ZM154 188V189H153ZM200 188V189H199ZM210 189H208V190H214V189H211V187H209ZM214 188V187H213ZM50 189H54L53 191H51ZM59 189V190H60ZM151 189H152V191L153 192H155L154 194L152 193V191H151ZM205 189V191L207 190L206 188H204ZM157 191V194H156V191ZM207 190V191H208ZM56 192V194H54L55 192ZM65 191V190H64ZM63 191V192H64ZM239 191H240V189H239ZM242 191V190H241ZM53 194H52V193ZM243 192V191H242ZM127 193V194H128ZM164 193L166 194L167 193V196L165 195L164 196ZM203 193H206V192H203ZM237 193H241V192H238L237 191ZM96 194V195H95ZM169 194V195H168ZM61 195V196H62ZM161 195H163L162 197H161ZM238 195V194H237ZM62 196V197H63ZM94 196H96V197H94ZM169 196V197H168ZM127 197V198H128ZM163 198L164 197V199H167V200H163V199H160V200H158L159 198ZM167 197V198H166ZM201 197V198H200ZM126 198V199H127ZM168 198H170V200L171 199H173L174 198V200L176 201V204L174 203L175 201H170L169 202V199ZM64 199V198H63ZM125 199V198H124ZM256 199V198H255ZM257 199H259V200H257ZM256 200H254L253 202L254 203H252L253 205H254V207H255V205L256 206H258V207H255L254 209H259L260 207L262 208V206H264L263 205V203H264V200H262L261 198H257ZM163 200V201H162ZM201 200V201H200ZM260 200H262L261 202H260ZM20 201H21V204L23 205V206H25V207H23V206H21L20 207ZM124 201V200H123ZM122 201V202H123ZM163 203H162V202ZM165 201H166V204H165ZM168 201V202H167ZM22 202H24V203H22ZM160 202H161V204H160ZM199 202V203H198ZM257 202V204H255ZM259 202H260V204L262 205H260L259 204ZM92 203V204H93ZM169 203H174L173 204V206L175 207V205H177V207H176V210L175 209H173L172 208V205H170ZM40 204V205H39ZM126 204H128L127 206H126ZM201 204V205H200ZM39 205V206H38ZM105 205V204H104ZM107 205V204H106ZM169 205L171 206V212H170V207H169ZM197 205H199V209H198V207H197ZM37 206H38V208H37ZM95 206H96V208H95ZM100 206H103V207H100ZM129 206H130V210L132 211V209L133 210H136V211H134V213L133 212H131L130 213V215H128L129 214V212L128 211H130V210H128V208H129ZM260 206V207H259ZM35 207V208H34ZM107 207H110L109 205H107ZM197 207V208H196ZM251 207H253V206H251ZM138 208H140V209H138ZM163 208V209H164ZM168 208V209H167ZM260 208V209H261ZM19 209V210H18ZM28 209V208H27ZM62 209H61V211H62ZM173 209V210H172ZM200 209H201V211H203V213L205 212L206 214H208V215H206L205 213V215L206 216H208L210 219H212V222H208V221H211L210 219H208V217H203L204 215H203V213L201 214V212H200ZM253 208H252V216L255 218H262V216L264 217V213H261V210H263V212H264V208H262L260 211H258L257 212V210H254ZM111 210V209H110ZM128 210V211H127ZM154 210V211H153ZM196 210H199V213L196 211ZM173 211L176 213H173ZM177 211V212H176ZM256 211V212H255ZM20 213V215H19V213ZM108 212V213H107ZM125 212V211H124ZM254 212H255V214H254ZM34 213V212H33ZM53 213V214H54ZM174 215H173V214ZM221 213V214H220ZM35 213H34V215H36ZM48 214V213H47ZM46 214V215H47ZM50 214V213H49ZM53 214H52V216H53ZM55 214V215H56ZM115 216V217H113V215ZM116 214V215H115ZM151 216H153V218H151L150 217V215ZM220 214V215H219ZM256 214H257V216H256ZM263 214V215H262ZM102 215V216H103ZM112 215V216H111ZM159 215V216H158ZM201 215H203V216H201ZM37 216V215H36ZM42 216H44V215H42ZM51 216V215H50ZM202 218H206V219H202ZM214 216V217H213ZM114 219H113V218ZM150 217V218H149ZM230 217V218H229ZM38 218V217H37ZM107 218V217H106ZM225 218V219H224ZM101 219V218H100ZM102 219H104L103 217H102ZM130 219V220H129ZM146 219H149V221H150V219H153L152 221H153V223H151V225H150V227H151V229H149V232H150V234L151 235H149V232H148V229H147V227L149 226L148 224H146V223H150L149 221H146ZM214 219H216V221L214 220ZM264 219V218H263ZM262 219V220H263ZM43 220V219H42ZM105 220V219H104ZM122 220V221H121ZM161 220V221H160ZM206 220H208L207 222H206ZM39 221V220H38ZM41 221V220H40ZM119 221H121V225H122V227L121 226H119L120 225V222ZM125 222L126 223V225L125 224H122V222ZM264 221V220H263ZM43 222V221H42ZM102 222H103V220H102ZM102 222H100V224L102 223ZM107 222V224H106V227H107V225H108V229L109 228H111V227H109L110 225H109V223ZM116 222V223H115ZM123 222V223H124ZM44 223V222H43ZM104 223V222H103ZM175 223V226H173V224ZM34 224H35V222H34ZM45 224V223H44ZM207 225V226H205L206 228L204 229V225ZM218 224H220V225H223V224H221V221H219L218 222ZM102 226H100V227H105V225L104 224H101ZM104 225V226H103ZM124 225V226H123ZM128 225V226H127ZM146 225H148L147 227H146ZM155 226V229L153 228L154 226ZM210 225V226H209ZM116 226V225H115ZM117 226H116V228H117ZM166 226V227H167ZM199 226L201 227L202 226V228H203V230H206L205 231V233L204 232H202L203 233V235L202 234H200V231L198 232V231H196L195 233L196 234H198V235H196V236H203V238H201V237H199V239H200V242H199V239L198 238H196V236L195 235H193L192 236V234H194V233H192L191 234V232H187V231H189V230H192V229H194V230H196L197 228L196 227H198V229H199ZM216 228H215V227ZM45 227H46V225H45ZM121 227V228H120ZM208 227H211V228H213L214 229V231H212V232H214V235L213 236H211V238L209 237L210 235H212V234H209V232L211 233V230L212 229H208ZM120 228V229H119ZM165 228V227H164ZM171 228V229H172ZM190 228V229H189ZM35 229H37L38 230V232H42V233H44V232H46V234H48L47 232H48V230L47 231H45L44 229V227H43V224H41L40 222H36V224H35ZM154 229V230H153ZM168 229H170V228H168ZM167 229V230H168ZM197 229V230H198ZM218 229V231H219V233H218V231H216ZM223 229V230H222ZM102 230H104V229H101V231ZM152 230H153V232H152ZM162 230V229H161ZM160 230V231H161ZM166 230V229H165ZM165 230H164V232H163V235L165 234ZM178 231V230H180L181 232H176V231ZM185 230H186V232H187V239H189V237L190 238H192V240L191 241H186L185 242V239H183V238H185V236L184 235H182V234H185L186 235V232H185ZM194 230H192V231H194ZM200 230V229H199ZM210 230V231H209ZM122 231V233H124ZM175 231V232H174ZM182 231H184V233L182 232ZM215 231L218 233L217 235H219L220 233V237L218 238V237H216L217 235L215 234ZM34 234H33V233ZM107 232H108V230H107ZM156 232H158L159 234H161L160 236H162V232H159L158 230L156 231ZM111 233V234H112ZM153 233V234H152ZM157 233V235H159ZM168 233V232H167ZM178 233V234H177ZM182 233V234H181ZM191 234V236H189L188 237V234ZM228 233V235H229V233L231 234V236L229 235H227L228 236V238H229V240L228 241H230L231 240V244L227 241V236L225 237V238H223L224 237V235L225 234H227ZM36 234V235H35ZM118 234V235H119ZM189 234V235H190ZM207 234H209V236H206V237H208V238H206L205 237V235H207ZM157 235H154V236H156L157 237ZM166 235V234H165ZM183 237H182V236ZM169 236V235H168ZM142 237V238H141ZM147 238V240L149 239V237H150V240L152 241V242H149V241H147L146 240V238ZM214 237V238H213ZM179 238V239H178ZM215 239V238H218V240L216 239V241H212V240H210V239ZM50 239V238H49ZM197 239H198V241H197ZM175 240V241H174ZM209 240H210V242H209ZM220 240V241H219ZM143 241H142V243H143ZM174 241V242H173ZM195 241V242H194ZM197 241V242H196ZM201 241H203V242H201ZM218 241V242H217ZM183 242H185L186 244L184 245L183 244ZM194 243V245H193V243ZM212 242V243H211ZM225 242H227V243H225ZM141 243V242H140ZM169 243V242H168ZM191 243V244H190ZM209 243H211V245L212 246H206V245H210ZM148 244V246H146ZM152 244V245H151ZM201 244H202V246L203 245H205L204 247H206L207 248V252H206V248L204 249L205 251H201L202 249H201ZM58 245V244H57ZM151 245V246H150ZM157 245H159V244H157ZM157 245H155V246H157ZM223 245V246H224ZM228 245V246H227ZM232 245V246H231ZM235 245V246H234ZM36 246V247H35ZM60 246H61V244H60ZM181 246V245H180ZM183 246H186L187 248L185 249H182L183 248ZM223 246L221 247V248H223ZM157 247H159V246H157ZM157 247H154V250H155V248H157ZM190 247V248H189ZM204 247H202V248H204ZM216 247H215V250L213 249V250H211L212 252H214L215 251V253H213L214 255H212V254H209V255H212L211 257L208 255V257H209V259L207 258V255H206V259L207 260H203V261H205V264L207 263H214L215 264V261H216V263H217V258L219 257L220 258V249L219 248H217V250H218V253L216 252ZM231 247V248H230ZM189 248V249H188ZM228 248H230L229 249V251H227L228 250ZM29 249H30V251H29ZM153 249V248H152ZM66 250V251H65ZM180 250H183L182 252H184V250L186 251V252H188V254H189V256H188V254H186L185 252V254L184 253H182ZM222 250V249H221ZM29 251V252H28ZM151 251V250H150ZM153 251V250H152ZM178 251V252H177ZM179 251H180V254H177V253H179ZM223 251V250H222ZM227 251V252H226ZM48 252H52L51 253V255L48 253ZM236 252V251H235ZM235 252H233V254H235V256H237V252L235 253ZM201 253H202V257H201ZM228 253V254H229ZM49 254V255H48ZM222 254L223 253H221V256H222ZM232 253H230L229 254V256H227L226 254H223V256H226V258L227 259H229V257H230V255H231ZM41 255H43V256H41ZM188 256V257H187ZM195 256V257H196ZM218 256V257H217ZM232 256H234V255H232ZM178 257V258H177ZM174 258H172L171 260H173L174 261ZM218 258V264H221L220 262V260H224V259H222V258H225V257H221L220 259ZM226 258H225V261H226ZM233 258V257H232ZM238 257H235L234 259H237ZM187 259V260H186ZM189 259V260H188ZM204 259V258H203ZM212 259H214V260H212ZM234 259H231L230 258V260H228V262H230V261H233ZM170 260V261H171ZM185 260V261H184ZM200 260V259H199ZM199 260H198V258H197V262L196 263H194V264H203L204 262L202 261L201 262V260H200V262H199ZM172 261V262H173ZM178 262V263H177ZM180 262H179V259L177 260V261H174V263L175 264H180ZM188 262V263H187ZM199 262V263H198ZM223 262V261H222ZM227 262V263H228ZM224 263H226V262H224ZM229 264V263H228ZM231 264V263H230ZM232 264H233V262H232Z\"/></svg>", "mask_w": 264, "mask_h": 264}]
</instances>
